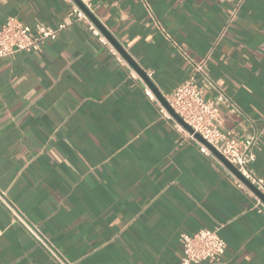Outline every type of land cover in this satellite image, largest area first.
<instances>
[{
	"label": "crops",
	"instance_id": "obj_1",
	"mask_svg": "<svg viewBox=\"0 0 264 264\" xmlns=\"http://www.w3.org/2000/svg\"><path fill=\"white\" fill-rule=\"evenodd\" d=\"M91 13L162 97L191 72L184 54H209L229 99L221 128L258 136L250 167L264 180V0H94ZM8 18L65 28L0 59V264H59L1 199L69 264H181L180 235L201 228L226 243L212 264H264V213L67 0H0V25Z\"/></svg>",
	"mask_w": 264,
	"mask_h": 264
},
{
	"label": "built area",
	"instance_id": "obj_2",
	"mask_svg": "<svg viewBox=\"0 0 264 264\" xmlns=\"http://www.w3.org/2000/svg\"><path fill=\"white\" fill-rule=\"evenodd\" d=\"M79 1L88 11L92 12L94 0ZM67 2L68 16L74 21L82 22L96 40L114 56L118 64L128 69L132 77H138L144 82L142 77L134 72L128 60L115 48L81 7L74 0H67ZM64 28V23H58L56 26L38 24L32 27L16 18H8L0 25V59L13 56L18 52H33L45 41L56 39ZM184 55L190 63L192 70L181 84L176 86L170 94L164 95L163 98L175 114L193 129L194 133H198L214 147L225 160L236 168L248 183L253 185L264 196V180L258 177L250 167L255 159L254 150L257 146L258 136L252 135L244 139L235 137L234 133L230 130H222V119L219 115V108L222 104L229 103V99L223 90L213 82L206 70L209 54L197 61L190 59L186 54ZM145 75L146 77L149 76L147 73ZM204 84L209 85L214 90L215 95L213 97L208 98L204 96ZM144 93L149 98H154L152 91L146 85ZM159 105L161 117L171 121L175 129L184 138L193 141L202 154L214 157L229 174L235 186L252 198V207L257 212L264 213V201L230 171L208 147L197 140L193 133L188 132L167 111L162 103ZM1 202L10 211L12 220L20 222L33 236L36 244L51 259L59 264H69L40 234L37 226L29 224L14 206L6 203L3 199H1ZM179 242L182 249L181 264L216 263L226 248L225 241L217 232L206 228H201L191 235L181 234Z\"/></svg>",
	"mask_w": 264,
	"mask_h": 264
},
{
	"label": "water",
	"instance_id": "obj_3",
	"mask_svg": "<svg viewBox=\"0 0 264 264\" xmlns=\"http://www.w3.org/2000/svg\"><path fill=\"white\" fill-rule=\"evenodd\" d=\"M81 9L91 18V20L95 23V25L100 29V31L108 38V40L117 48V50L126 57L129 62L135 67V69L138 71V73L143 77V79L147 82V84L150 86V88L153 90L156 97L159 99V101L162 103V105L167 109V111L190 133H193L194 137L199 140L202 144H204L206 147H208L215 156L227 167L230 171H232L239 179H241L256 195H258L263 201L264 196L263 194L258 191L253 185L247 182L243 178V176L236 170V168L231 165L227 160L224 159L223 156H221L215 149L212 147L205 139H203L198 133H194L193 129L186 124L175 112L170 108V106L167 104L165 99L161 96V94L158 92L156 87L153 85V83L146 77L145 73L138 67L135 66V64L128 58V56L123 52L121 46L102 28V26L99 24V22L96 20V18L93 16V14L88 11L79 0H74Z\"/></svg>",
	"mask_w": 264,
	"mask_h": 264
}]
</instances>
